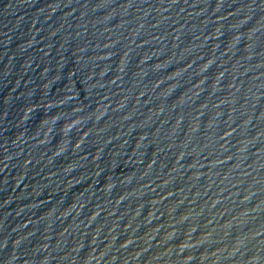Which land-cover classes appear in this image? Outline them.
<instances>
[{"label": "water", "instance_id": "95a60500", "mask_svg": "<svg viewBox=\"0 0 264 264\" xmlns=\"http://www.w3.org/2000/svg\"><path fill=\"white\" fill-rule=\"evenodd\" d=\"M0 264H264V0H0Z\"/></svg>", "mask_w": 264, "mask_h": 264}]
</instances>
